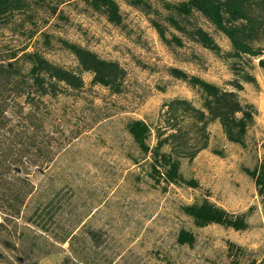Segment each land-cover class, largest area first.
<instances>
[{
    "label": "trees",
    "instance_id": "obj_1",
    "mask_svg": "<svg viewBox=\"0 0 264 264\" xmlns=\"http://www.w3.org/2000/svg\"><path fill=\"white\" fill-rule=\"evenodd\" d=\"M151 1L0 0V264H39L38 258L54 253L59 255L57 264H124L117 235L106 237V231L94 227L96 213L79 218L75 198L59 196L58 189L53 196L47 195L46 188L31 180V167L54 156L45 124L46 99L82 93L87 74L92 76L93 86L105 88L114 96L125 93L128 81V72L118 61L104 59L55 31L59 24L69 21L67 8L103 16L114 27L122 28L123 2L150 18L166 47L183 48L189 42L234 61L232 72L237 80L231 82L232 90L178 68L167 70L171 78L187 84L201 97L202 106L198 108L185 99L166 103L164 126L156 131L155 147L150 146L153 130L146 122L131 120L126 125L142 160L150 158L156 183L199 187L197 181L182 174L180 158L192 161L208 149V129L214 123L220 125L229 143L245 147L257 112L242 101L240 93L243 83L255 85L256 79L242 64L245 59L258 60L264 71V0L162 1L161 12L154 10ZM198 17L228 39L231 52L223 54L212 35L198 23ZM41 41L46 50H52L56 43L71 54L76 68L50 61L39 48ZM246 173L263 195L264 164ZM180 210L197 229L218 225L244 232L250 228L249 214L229 213L209 200ZM176 245L194 248L196 237L182 228ZM228 253L232 264H240L241 247L229 242ZM249 264H264V259Z\"/></svg>",
    "mask_w": 264,
    "mask_h": 264
},
{
    "label": "rangeland",
    "instance_id": "obj_2",
    "mask_svg": "<svg viewBox=\"0 0 264 264\" xmlns=\"http://www.w3.org/2000/svg\"><path fill=\"white\" fill-rule=\"evenodd\" d=\"M162 1L183 0H152L154 10L162 11ZM120 8L122 28L103 16L65 9L69 21L55 31L104 59L118 61L127 70L128 81L125 93L114 96L93 86L92 76L87 74L82 93L46 99L45 124L54 156L31 167V180L46 188L47 195L53 196L58 189L59 196L75 198L79 218L96 213L94 227L106 231V237L117 235L124 264H232L229 242L244 250L240 264L262 261L264 194L246 173L264 164V71L258 60L245 59L242 64L256 79L255 85L243 83L240 93L242 101L257 112L245 147L229 143L220 125L214 123L208 129V149L192 161L180 158L182 174L197 181L199 187L158 184L151 175L150 158L142 160L126 125L131 120L146 122L153 130L150 146L155 147L156 131L164 126L166 103L185 99L202 106L201 97L187 84L171 78L167 70L178 68L232 90L231 82L237 80L232 72L234 61L189 42L183 48L170 49L161 42L149 17L123 2ZM198 23L223 54L231 52L225 36L203 18L198 17ZM39 48L53 63L76 68L74 57L58 44L46 50L41 41ZM203 200L235 215L249 214V230L236 232L218 225L197 229L180 208ZM106 222L109 224L104 225ZM182 228L195 235L194 248L176 245ZM37 260L39 264H57L59 255Z\"/></svg>",
    "mask_w": 264,
    "mask_h": 264
}]
</instances>
